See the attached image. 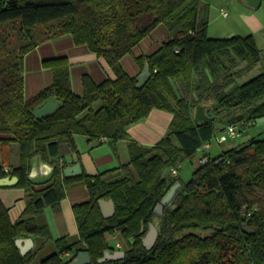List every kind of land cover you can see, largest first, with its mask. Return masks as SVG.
Listing matches in <instances>:
<instances>
[{"label":"trees","instance_id":"16d2710c","mask_svg":"<svg viewBox=\"0 0 264 264\" xmlns=\"http://www.w3.org/2000/svg\"><path fill=\"white\" fill-rule=\"evenodd\" d=\"M161 24L170 40L154 54L136 58L141 71L149 63L151 73L139 88L138 76H131L121 61ZM208 25L204 0H0V134L12 136L0 139L3 165L11 142L20 151L19 166L6 173L0 166V178L18 177L17 187L27 194V208L16 223L0 199V264H32L33 253L23 255L17 240L51 238L50 229L38 226L35 217L47 208L59 212L67 190L83 185L90 199L74 204L73 212L91 264H264V135L216 157L204 152L188 182L182 169L176 176L167 173L212 141L215 123L224 121L220 107H240L244 114L235 118L254 124L264 117V72L228 92L238 73L261 61L254 36L212 39ZM63 35L105 59L115 80L96 84L86 75L84 93L77 95L69 60L59 57L43 63L53 84L26 99L25 56ZM239 62L246 66L236 74ZM53 98L59 107L37 119L34 113ZM204 102L211 104L213 120L199 126L194 113ZM153 109L174 118L164 138L143 146L128 129ZM78 135L89 141L107 139L112 145L127 141L130 161L118 168L123 177L112 182L104 180L105 174L66 179L65 158L78 153ZM36 157L53 166L49 183L38 185L31 179ZM176 185L180 188L159 216L158 206ZM102 200L114 202L111 218L104 217ZM156 219L158 237L147 249L143 239ZM116 232L128 246L125 256L100 262L113 250L106 235ZM56 244L59 252L40 264H69L76 258L63 259L74 251L66 239Z\"/></svg>","mask_w":264,"mask_h":264},{"label":"crops","instance_id":"0c3cea01","mask_svg":"<svg viewBox=\"0 0 264 264\" xmlns=\"http://www.w3.org/2000/svg\"><path fill=\"white\" fill-rule=\"evenodd\" d=\"M243 1L248 5L247 1L249 0ZM170 37L167 27L164 24L159 25L133 49L131 54L122 59L121 62L125 70L131 76H139L143 70L141 71L136 58L141 55L154 54L162 47L164 42L170 40ZM59 57H67L69 60L71 85L77 95H83L84 93L83 77L86 75H89L96 84H101L108 79L115 80L116 78L113 69L105 59L98 57L87 46H77L71 35H63L38 45L25 56L26 99L34 97L53 84V74L44 67L43 63L45 60ZM173 118L172 113L153 109L145 120L129 127L128 132L137 143L143 146H154L166 136ZM11 138L10 134H0V139L10 140ZM76 143L78 153L67 155L65 158L67 166L64 170V177L66 179H76L83 174H105L104 180L112 182L123 177L122 171L118 168L130 161L127 141H119L112 145V142L107 139L99 140V142L89 141L86 137L78 135ZM2 153L0 146V166H3L5 173L11 172L19 166L20 151L18 143L11 142L8 146L5 157L6 165H3L4 157ZM67 171H69V176H66ZM53 172L54 168L51 164L43 161L40 157H36L32 162L30 177L38 185L46 184L51 181ZM6 176L13 177L10 174ZM0 199L8 208L12 223H16L23 218L27 208V194L24 189L17 187V185L0 187ZM89 199L90 193L87 186L74 187L67 190L65 199L61 201L59 212L47 208L42 214L35 217L38 226H47L50 229L51 238L47 239L39 236L21 238L23 241L22 247L26 248L25 254L33 253L34 260L32 264H40L49 256L58 253L56 240L60 238L66 239L67 244L74 247V251L69 256L67 254L63 256L65 260L74 258L80 252L86 250V244L80 241L73 205L87 202ZM148 235L149 233L146 234L144 239ZM113 239L118 240V242L115 246L110 244L113 247V250L109 251L111 254L127 250L120 232L106 235L108 242ZM118 244L121 246L119 247Z\"/></svg>","mask_w":264,"mask_h":264},{"label":"rangeland","instance_id":"374dc122","mask_svg":"<svg viewBox=\"0 0 264 264\" xmlns=\"http://www.w3.org/2000/svg\"><path fill=\"white\" fill-rule=\"evenodd\" d=\"M204 2L209 6V25L207 29L209 38L224 39L234 36L245 37L253 35L257 47L261 52V61L253 70L246 72L242 71L240 72L241 74H237V72L246 66V63L244 62H239L238 66L233 70V72L237 74L236 84L232 85L228 89V92L234 93L238 86L264 72V1L258 9L246 5L243 0H204ZM222 11L228 12V17H224ZM204 104L206 103L204 102ZM207 104L210 111L211 104ZM219 109V117L224 119V121L215 123L216 133L209 144V147L207 148L204 146L194 155L193 158L185 159L179 163V166L173 168V170L177 171L182 169L181 176L185 182L190 180L195 168L199 167L200 163L204 160V152L211 157H216L226 150L243 145L251 139H259L264 135V123L254 124L247 120L236 119L238 116L244 114L242 108L236 107L233 109H227L220 107ZM229 111L231 114H228ZM213 113L214 116H217L216 111ZM232 125L239 127L242 134L241 136L235 138L230 137L227 130L229 126ZM245 132H248V134L244 135ZM167 173L174 175L172 170H168ZM193 232L200 235H208L210 233L200 230ZM116 242H118V240L113 239L109 243L112 246H115ZM125 247L128 248L126 243Z\"/></svg>","mask_w":264,"mask_h":264},{"label":"water","instance_id":"95a60500","mask_svg":"<svg viewBox=\"0 0 264 264\" xmlns=\"http://www.w3.org/2000/svg\"><path fill=\"white\" fill-rule=\"evenodd\" d=\"M262 0H249L247 1V4L251 6L252 8H258L261 4ZM151 73H150V66L149 63L145 64V67L141 74L138 76V87L142 88L147 81L150 79ZM59 107V101L56 98L50 99L45 105H43L41 108H39L35 113V117L37 119H42L43 117L52 114L57 108ZM194 120L197 125L201 126L204 124H208L212 122L213 118L209 115V108L208 104H200L196 107L195 113H194ZM257 123L261 124L264 123V117L257 120ZM248 132H245L244 135H247ZM66 176H69V171L66 172ZM19 183V178L16 176H6L0 179V187H12ZM180 188V185H176L170 193L164 198L162 203L158 206L156 213L159 216H162V213L164 211V208L166 205H168L171 200L174 198L177 190ZM100 206L103 212V215L105 218H111L115 215L116 208L115 204L112 200L106 201L102 200L100 201ZM248 222L245 224L247 227ZM158 236V231L155 227V225L151 226V232L147 236L146 239H144L147 243V245H151L155 242L156 238ZM23 241L21 239L17 240V245L21 250V253L24 255L26 253V248L22 247ZM125 256V252H118L115 254H111L110 252H107L105 257L101 259V262H105L107 260H116V258H123ZM91 258L88 252L82 251L80 252L76 258L70 262L69 264H90Z\"/></svg>","mask_w":264,"mask_h":264},{"label":"built area","instance_id":"2783aa9c","mask_svg":"<svg viewBox=\"0 0 264 264\" xmlns=\"http://www.w3.org/2000/svg\"><path fill=\"white\" fill-rule=\"evenodd\" d=\"M222 15H223L224 17H228V12H226V11H222ZM227 132L229 133L230 137H232V138H235V137H239V136H241V132H240V130H239V127L234 126V125L229 126ZM204 146L208 148V147H209V144H206V145H204ZM172 172H173V174H174L175 176L178 175V171H177V170H172ZM250 215H251V214H249V216H250ZM118 246L120 247L121 245L118 244ZM68 256H69V255H68Z\"/></svg>","mask_w":264,"mask_h":264},{"label":"flooded vegetation","instance_id":"af4514ba","mask_svg":"<svg viewBox=\"0 0 264 264\" xmlns=\"http://www.w3.org/2000/svg\"><path fill=\"white\" fill-rule=\"evenodd\" d=\"M167 206V205H166ZM163 214V213H162ZM152 225H155V227H156V229H157V231H159L158 230V228H159V219H156L155 220V222L152 224ZM151 225V226H152ZM151 226H150V229H149V231H148V233H150L151 232ZM147 233V234H148ZM158 237V236H157ZM157 239V238H156ZM143 242H144V245H145V247L147 248V249H152L153 248V246H154V244H155V242H156V240H155V242L154 243H152L151 245H147V243H146V241L143 239ZM122 259V258H121ZM120 258H116V260H112V261H118V260H121ZM101 262V261H100ZM91 264V263H90Z\"/></svg>","mask_w":264,"mask_h":264}]
</instances>
